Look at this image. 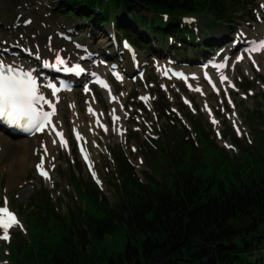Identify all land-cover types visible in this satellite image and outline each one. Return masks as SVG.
<instances>
[{"label": "rangeland", "instance_id": "374dc122", "mask_svg": "<svg viewBox=\"0 0 264 264\" xmlns=\"http://www.w3.org/2000/svg\"><path fill=\"white\" fill-rule=\"evenodd\" d=\"M239 1L245 5L246 11L239 14L234 23L204 30L213 43L210 49L217 48V52L210 57L219 60L228 57L224 73L227 80L222 81L218 75L213 78L215 85L217 82L221 83L217 93L203 80L204 72L200 71L204 68L198 67L195 60L188 63V66L180 65L194 76L189 86H184L179 81L166 80L161 75L164 65L173 63L165 59L164 52H170L178 59H187L200 54L198 46L179 48L181 40L169 38L164 41L165 45L155 49L154 38L144 35L146 39H140V44L144 47L152 45L153 49L136 52L140 64L138 69L144 70L142 80L133 76L134 69L122 52L123 59L119 66L121 69L115 71L114 77L107 74L114 100L109 99V91L106 93L101 88L92 87L91 90L81 88L69 93L66 95L68 99L61 102L53 116V123L65 132L67 144H53L45 148L47 152L44 149L43 156L40 157L44 160L43 167L47 168L51 179L39 178L34 166L19 172L15 168L8 170L11 158L15 157V149L0 157V206H4L7 199L8 207L18 214L23 226V230H10V240L5 242L0 239V264H16L17 250H20V256H24V251L36 244L33 233L35 217L27 221L28 214L35 212L30 204L36 191L43 196L48 192L52 205L59 208L58 210L55 207L58 217L78 218L79 222L84 204L79 191L70 184L71 175L82 185H92L95 182L111 206L120 201V177L114 156L122 153L133 166L137 177L145 183L144 173L157 177L152 167L154 161L150 165L146 156L150 150H159L160 141L171 154L172 142L184 134L185 128L193 142H197L191 131L190 119L198 120L210 134V139L227 152H238L230 145L231 133L247 145L251 144L254 130L260 124L258 118L249 121L247 111L253 110L257 115L264 116V73H261L264 70V50L251 51L264 38V0ZM56 5L57 0H0V55L8 57L6 53H16L35 60L38 55L40 59L36 61L40 67L44 62H54L55 56L59 55L75 62L81 60L79 58L83 55L90 54L99 62L104 58L103 53L107 49L110 58L113 49L121 53L119 43L116 44L115 40L111 43L107 38L110 23L102 31L94 32L81 22L55 15L53 9ZM185 17L194 20L189 25L202 41L200 33L206 23L205 18L194 15ZM142 33L140 30V34ZM60 35L65 38L59 37ZM81 45L85 47L84 51L77 50V46ZM241 56L243 59H239ZM99 66L98 69L103 73L108 71L107 65L100 63ZM122 72L124 80L120 81L117 77ZM197 88L200 91H196ZM161 95L163 99L160 98ZM141 97H148V100H140ZM68 101H71L70 104H67ZM90 102L94 108L89 106ZM163 103H168L169 106L163 112L165 115L157 110ZM93 113L98 118L97 122L104 125V129L95 122L91 124ZM113 115L118 116L119 120L114 122ZM74 120L79 125L77 133L80 136L83 134L80 142L89 154L96 181L88 174L78 157ZM213 120L217 123L213 124ZM171 126L176 127L175 134ZM49 134L51 137L52 133ZM48 138V134L42 136L46 142ZM18 140L21 139H14ZM155 163L158 164V161ZM100 199L101 197L98 198ZM101 216L100 213L97 214V217ZM126 242V230L119 227L112 234L88 244L86 252L90 256L79 259L78 264H105L108 257L123 254Z\"/></svg>", "mask_w": 264, "mask_h": 264}, {"label": "trees", "instance_id": "16d2710c", "mask_svg": "<svg viewBox=\"0 0 264 264\" xmlns=\"http://www.w3.org/2000/svg\"><path fill=\"white\" fill-rule=\"evenodd\" d=\"M53 11L94 32L112 23L141 51L153 49L140 44L147 35L154 38L153 45L173 38L181 40L179 48L196 45L202 53L213 45L204 30L234 23L246 8L239 0H57ZM187 15L205 18L202 41L183 21ZM163 104L157 110L165 115L169 106ZM247 112L248 120L258 118L260 127L250 145L231 133L236 153L218 146L194 119L190 126L196 144L185 128L172 142L171 154L160 141L159 150L146 156L160 179L144 173L143 183L125 156L115 155L120 201L111 206L95 185H82L71 175L70 184L84 204L79 222L58 217L48 192L36 191L30 204L35 212L27 216L28 222L35 217L36 244L24 256L18 249L16 264H78L90 256L88 244L119 227L126 230L124 252L105 264H264V116Z\"/></svg>", "mask_w": 264, "mask_h": 264}, {"label": "snow or ice", "instance_id": "6c2138e0", "mask_svg": "<svg viewBox=\"0 0 264 264\" xmlns=\"http://www.w3.org/2000/svg\"><path fill=\"white\" fill-rule=\"evenodd\" d=\"M125 47H129L127 43H125ZM262 50H264V42L259 43L251 49V51L257 52ZM36 58L40 59L38 55ZM239 59H243V56L239 57ZM65 65L66 61L57 56L55 63L49 64L48 62H44L42 66L45 68L51 67L57 71L61 69L76 73L84 71V69L79 66L67 68L63 67ZM218 67L223 68L225 65L221 64ZM35 71L36 70L33 68L26 69L23 66L16 65L15 63H6L3 59H0V124L21 129L29 134L43 133L48 128H51V131H56L52 121V117L56 115L55 105L50 100L46 99L44 94L40 91ZM117 79H119V77H117ZM221 79L222 81H226L227 77L222 76ZM98 83L101 87L108 88V85L104 81L99 80ZM47 87L52 88V95L55 96V86L47 85ZM213 87H215V85H213ZM195 90L200 91L199 88ZM141 99L147 101L148 97H141ZM229 103H231V101H229ZM45 106L50 108L51 111H45ZM89 112L92 113L91 108H89ZM94 114L95 113H93V115ZM117 120H119V117L113 115V121L115 122ZM212 123L215 124L217 121L213 120ZM101 126L103 127V125ZM105 131H107L106 128ZM237 133L240 134L239 129H237ZM56 135L61 138L62 146H66L67 142L63 139V133L56 132ZM76 138L77 140L81 139L79 133H77ZM45 152H47V149H45ZM81 152L84 155V159L87 161L88 154L83 148H81ZM37 167L41 176L45 179H51L48 173L43 169V162ZM89 168L91 170V164H89ZM93 176L95 177L94 172ZM97 182L99 183V181ZM13 228H20L23 230V226L16 214L10 211L8 201L5 199L4 206L0 207V239L8 241L10 239V230Z\"/></svg>", "mask_w": 264, "mask_h": 264}, {"label": "bare ground", "instance_id": "6f19581e", "mask_svg": "<svg viewBox=\"0 0 264 264\" xmlns=\"http://www.w3.org/2000/svg\"><path fill=\"white\" fill-rule=\"evenodd\" d=\"M51 55H53V53H51ZM9 56L10 57L3 59L6 63H15L16 65L23 66L26 69L27 68H36V70L39 69V68H37L38 62L33 58L20 56L19 54H16V53L13 55H9ZM60 56L61 55H59V57ZM55 57H57V56H55ZM195 58H197V57H195ZM221 64H224V63L222 62V63L218 64L217 66H215L216 72H218V76L223 75L225 72L224 68L218 67ZM39 73H43V71H35L36 77L39 76ZM261 73H264V70H261ZM45 76H47V74H45ZM215 86H217L216 88L219 89L221 87V83L217 82V85H215ZM40 90L43 94H46L43 87H41ZM109 93L112 94L111 92H109ZM109 93H108V95H109ZM66 95H68V94H66V93L59 94L55 98H53L49 95H46L45 98L54 103L56 111H57L59 109V106L61 105V102L63 100L68 99ZM87 98L89 100V97H87ZM70 102L71 101H68L67 104H70ZM89 106L91 108H94V105L92 104V102L89 103ZM46 107L47 106H45V108ZM91 115L93 117L90 120L91 124H93L94 122L96 123L94 115L93 114H91ZM73 122H74L73 126L75 127V133L77 134V132H78L77 129H79V125L75 123V120ZM81 128H83V127L81 126ZM61 132L63 133V138H65V141L67 142V136H66L65 132L64 131H61ZM95 132L98 133L97 130ZM44 134L49 135V138H48L49 143L42 139V136ZM82 138H83V134L81 135V139ZM54 141H55V143H54ZM53 144L54 145L55 144L62 145L61 140H57L52 136L50 137V134L47 132H43V133H39L38 135H34L31 139L30 138H28V139L22 138L21 140H18V141H14V139L10 138L9 135H5L4 133H0V157H2L8 151L15 149L16 154H15L14 158H11V162L8 164V170L15 168L16 171L19 172L22 169L30 168L32 166L37 167L38 165H40L41 162H43V159H40V157L43 156L42 154L44 152V149L49 147V146H52ZM36 155H37V157H36ZM90 162H91V160H90ZM37 171H38V168H37Z\"/></svg>", "mask_w": 264, "mask_h": 264}]
</instances>
